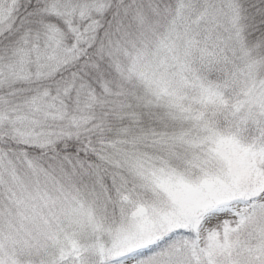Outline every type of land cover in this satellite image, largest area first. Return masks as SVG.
Returning a JSON list of instances; mask_svg holds the SVG:
<instances>
[{
    "label": "snow or ice",
    "instance_id": "snow-or-ice-1",
    "mask_svg": "<svg viewBox=\"0 0 264 264\" xmlns=\"http://www.w3.org/2000/svg\"><path fill=\"white\" fill-rule=\"evenodd\" d=\"M0 264H264V0H0Z\"/></svg>",
    "mask_w": 264,
    "mask_h": 264
}]
</instances>
